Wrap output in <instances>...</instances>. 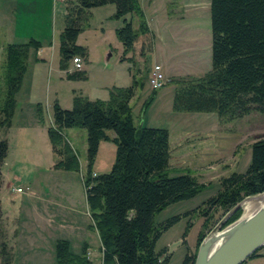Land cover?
Instances as JSON below:
<instances>
[{
  "label": "rangeland",
  "instance_id": "1",
  "mask_svg": "<svg viewBox=\"0 0 264 264\" xmlns=\"http://www.w3.org/2000/svg\"><path fill=\"white\" fill-rule=\"evenodd\" d=\"M65 1L68 0L52 5L50 0H0V64L3 60L1 48L5 43L33 41L38 45L36 49L33 46L28 48L26 69L14 94L9 125L0 127V141L6 144L0 164V264H54L57 240L67 241L72 253H79L86 245L90 249L89 257L85 252L86 258L91 264H101L100 243L92 228L83 187L85 130L77 127L62 130L63 141L77 157L76 169H64L54 167L59 158L51 151L46 129L51 126L54 102L69 109L71 93L89 100L108 101L112 93L125 87L124 78L134 70L131 62L136 60L139 61L137 70L143 83L140 88L155 94L144 107L142 105L149 94L145 97V92H138L130 100L134 124L171 130L167 174L187 172L203 184L202 190L192 198L170 204L155 214L156 223L180 215L177 222L160 233L155 243V250L165 247L169 252L166 264H180L186 248L195 255L200 229L203 232L207 229L206 234L226 214L219 206L206 207L202 203L215 194L222 177L245 170L249 163L250 144L264 136V114L251 112L221 123L213 112L173 111L174 82L165 76L164 87L152 91L147 83L149 69L141 67L143 61L151 68L159 65L153 64L159 60L156 52L144 56L149 32L140 34L132 51L127 53L130 63L120 60L122 46L115 29L122 25V19L113 17L112 4L88 11L90 13L82 22L75 40V44L86 51L84 58L74 55L81 59L82 69L69 70L70 61L66 69L68 73H81L79 77L67 78L66 71L60 69L59 52V34L66 18ZM137 1L145 23L146 18L151 22L156 37L155 51L163 49V37L176 33L175 29L179 31L183 39L179 66L186 67L189 75L176 79L206 73L210 68L209 0ZM136 19L131 16L134 29ZM168 48L171 52L176 48L171 37ZM39 49L42 54L37 57ZM180 62L175 56L171 64L175 68ZM1 86L0 78V92ZM176 131L183 132L181 139L176 136ZM107 132L113 133L112 130ZM114 152L113 143L101 141L91 163V175L107 172L113 163ZM260 195L262 193L243 198L238 217L253 211L258 206L255 198ZM245 201L253 203L248 210L244 209ZM232 213L225 218L222 227L235 220L227 222ZM183 232L184 238L181 237ZM262 247L263 251L264 245Z\"/></svg>",
  "mask_w": 264,
  "mask_h": 264
},
{
  "label": "trees",
  "instance_id": "2",
  "mask_svg": "<svg viewBox=\"0 0 264 264\" xmlns=\"http://www.w3.org/2000/svg\"><path fill=\"white\" fill-rule=\"evenodd\" d=\"M107 4L114 7L113 17L122 19V25L115 29L122 46L120 60L132 51L140 34L149 32L147 45L151 47L152 34L137 0H69L65 25L59 34L60 69L66 71L74 55L86 56L85 49L75 44L80 26L89 9ZM132 15L137 18L136 29L132 27ZM209 25L210 68L202 76L171 79L174 82L171 109L186 113L213 112L221 123L251 112L264 114V0H209ZM29 46L38 47L37 43L29 41L5 43L1 48L0 127L9 125ZM80 73L66 71V77H79ZM142 84L140 76L134 74L130 85L116 90L108 101L73 95L69 109L61 108L56 102L51 107L52 121L46 134L52 153L59 158L54 167L77 168V157L63 141L62 130L77 127L86 133L83 187L92 228L100 243L101 264H166L169 252L165 247L155 250V243L160 233L177 222L180 215L156 223L155 214L170 204L192 198L203 188V184L187 172L167 174L166 128L134 124L129 101ZM154 94L148 95L142 107L149 104ZM108 130L113 131V137L107 135ZM100 141L113 143V163L107 172L91 175V163ZM5 152V141H0V164ZM262 192L264 136L250 144L245 170L222 177L215 194L202 204L219 206L222 213H226L243 198ZM239 213L237 209L227 222L236 219ZM204 232L201 228L196 244ZM261 249L248 258L261 255ZM85 252L86 245L79 253H72L67 241L57 240L54 264H91ZM193 259L194 253L186 248L180 264H193Z\"/></svg>",
  "mask_w": 264,
  "mask_h": 264
},
{
  "label": "water",
  "instance_id": "3",
  "mask_svg": "<svg viewBox=\"0 0 264 264\" xmlns=\"http://www.w3.org/2000/svg\"><path fill=\"white\" fill-rule=\"evenodd\" d=\"M241 204H235L203 236L196 249L193 264H241L264 245V203L253 211L240 215L228 226H221L225 218L240 208ZM225 231H230L228 236L212 248L208 239Z\"/></svg>",
  "mask_w": 264,
  "mask_h": 264
},
{
  "label": "crops",
  "instance_id": "4",
  "mask_svg": "<svg viewBox=\"0 0 264 264\" xmlns=\"http://www.w3.org/2000/svg\"><path fill=\"white\" fill-rule=\"evenodd\" d=\"M69 1V0H68ZM68 1H65L66 3H68ZM50 2H51V4L52 5H54L55 4V2H53L52 0H50ZM63 2V1H62ZM90 10V9H89ZM90 11H92V10H90ZM90 13V12H89ZM146 24H147V28H148V30L151 32V34H152V43H151V47H148L149 49H147V51H146V53H145V55L144 56H146V54H149V52H152V53H157V54H159V60H155V62L153 63V64H159L160 65V70L162 71V73L164 74V76H166L167 78H169L170 80L171 79H173V78H176V77H179V76H182V75H189V73H188V70H187V68L186 67H184V68H180V66L179 65H181V62H180V55H181V53H180V50H181V47H180V45H181V43H182V41H183V39H182V37L181 36H179V31L177 30V29H175V31H176V33H173L171 36L170 35H167V37H163L162 38V50H160L159 52L158 51H155L156 50V45H155V42H154V40H155V34H154V32H153V29H152V26H151V22L150 21H148V19L146 18ZM170 37H171V39H172V42H173V44L175 43V46H176V48H175V50H173L172 52H171V49L169 50V48H168V42L170 41ZM168 41V42H167ZM166 46V47H165ZM120 47H121V45H120ZM120 53L122 54V47L120 48ZM176 53V54H175ZM41 54H42V52H41V50L39 49V50H37V52H36V55H37V57H40L41 56ZM177 57V59L179 60V62L180 63H178L176 66H175V68L172 66V64H171V61H172V58L173 57ZM121 57V56H120ZM124 57H125V59H124V61H126V62H129L128 61V56H127V54L126 55H124ZM130 63V62H129ZM137 64H139V61L137 62V60L134 62V67L135 66H137ZM144 66H147L148 67V69H149V72H150V70H151V67L149 66V65H147V62H145V61H143V65L141 66V67H144ZM133 67V71H131L130 73H128V75L124 78V86L126 87V86H128V85H130V83H131V79H132V76L134 75V74H137V75H139V73L137 72L138 70V66L137 67H135L134 68ZM69 70H72L73 71V68H72V66H70V68H69ZM63 71H65V70H63ZM164 86H162L160 89H162ZM149 88V87H148ZM159 90V89H158ZM140 93V94H142V93H144V95H145V97L149 94V91H148V89H146L145 90V88H138V90H136L135 91V93H134V96L133 97H135V94H137V93ZM147 93V94H146ZM173 93V92H172ZM72 97H73V95H72V93H71V95H70V100L72 99ZM132 97V98H133ZM148 97V96H147ZM131 98V99H132ZM130 99V100H131ZM130 102V101H129ZM188 117V116H187ZM196 119H198V118H196ZM168 131V146H169V149H170V142H171V130H167ZM107 133V135L109 136V137H113V133L111 134L110 132H106ZM186 133H188V132H186ZM190 134L191 133H194V132H189ZM176 136L177 137H179V139H181L182 138V136H183V132H178V131H176ZM216 138V137H215ZM216 140V139H215ZM101 142V141H100ZM100 142H99V145H98V148H99V146H100ZM105 142H110V141H105ZM197 147V146H196ZM97 151H98V149H97ZM195 152H200V151H198V150H195ZM97 154V153H96ZM196 153H194L193 155H195ZM96 156V155H95ZM168 164H169V159H168ZM263 248V247H262ZM89 248L88 247H86V253H87V256L89 257V255H90V252H89ZM100 252V251H99ZM261 255H258V256H255V257H252V258H247L246 260H244L241 264H264V250L262 251V249L260 250V252H259Z\"/></svg>",
  "mask_w": 264,
  "mask_h": 264
},
{
  "label": "built area",
  "instance_id": "5",
  "mask_svg": "<svg viewBox=\"0 0 264 264\" xmlns=\"http://www.w3.org/2000/svg\"><path fill=\"white\" fill-rule=\"evenodd\" d=\"M53 2L57 1H63V0H52ZM71 66L73 70H81L82 69V61L78 56H73L70 59ZM148 86L151 88V90H158L165 84V76L160 70L159 65H153L151 68L148 78H147ZM16 191H21L20 188H16Z\"/></svg>",
  "mask_w": 264,
  "mask_h": 264
},
{
  "label": "bare ground",
  "instance_id": "6",
  "mask_svg": "<svg viewBox=\"0 0 264 264\" xmlns=\"http://www.w3.org/2000/svg\"><path fill=\"white\" fill-rule=\"evenodd\" d=\"M257 198H255L257 200V201H255V204L256 205L258 204V206H261L264 203V194L258 196ZM243 205H244V209L248 210V208H250V206H253V203L250 201L249 202L245 201V202H243ZM229 233H230V231H225V232H222V233L216 235L215 237L211 236L208 239V242L210 243L211 247L214 248V247L218 246L228 236Z\"/></svg>",
  "mask_w": 264,
  "mask_h": 264
}]
</instances>
